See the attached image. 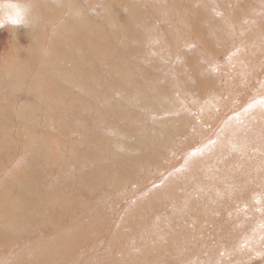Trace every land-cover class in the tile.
Here are the masks:
<instances>
[{"label":"rangeland","instance_id":"rangeland-1","mask_svg":"<svg viewBox=\"0 0 264 264\" xmlns=\"http://www.w3.org/2000/svg\"><path fill=\"white\" fill-rule=\"evenodd\" d=\"M40 1L0 0V199L28 191L41 215L24 234L0 221V264H264V0H145L144 23L126 26L148 43L154 63L142 73H153L139 97L121 79L129 102L107 84L80 96L86 65L44 71L68 10L46 22ZM73 1L79 19L109 23L110 35L136 0ZM166 21L174 36H161ZM135 42L117 36L107 52L123 50V62ZM239 60V73L226 68ZM152 81L161 86L151 93ZM63 90L73 96L53 102Z\"/></svg>","mask_w":264,"mask_h":264},{"label":"bare ground","instance_id":"bare-ground-1","mask_svg":"<svg viewBox=\"0 0 264 264\" xmlns=\"http://www.w3.org/2000/svg\"><path fill=\"white\" fill-rule=\"evenodd\" d=\"M144 2L145 0H136L134 4L128 5L130 11L125 16L126 20H124V26H122V28L115 34L109 35L108 33H106L108 31L109 23L101 22L99 24L92 25L87 19H79L77 16L79 12H77V7L73 0H41L37 8V10H39V14H36L35 16L36 18L40 19L41 11H49L51 14L47 16L45 13L44 16V18H46L44 19L46 22H49V20L51 19L49 17L54 15L56 11L62 6L66 7L68 10V19L50 34L49 42L51 45L50 47L52 49H49L50 52L48 53V55L53 54L54 58L44 59V71L49 72L48 70L52 69L54 73L59 74H62L64 73V71L67 70L79 72L84 67V65H86L89 69V74L86 77L80 75V77L76 78L74 82V86L76 87L77 92L80 91V96L82 97H86L85 93L87 90H89V92H93L95 89H98V86L107 84L106 86L108 90H110L108 92L111 96H121L124 101L129 102V100H126L127 98H129V94L127 92L121 94L124 89L121 85V79L124 87L129 88L132 96L135 95L136 97H139V95H141L142 93L147 94V91L143 89V86L147 85L146 81L148 78L151 79L150 74L153 73V71L147 72L146 74H143L142 71H148L147 68H150L152 62L154 63L155 56L153 53L143 52V50L145 51L147 47L146 44L148 43L142 39L141 31L126 26L131 22L130 20L132 19H134L135 22L144 23L145 18L141 17L138 14L139 11L145 13L143 8ZM155 13L156 10L155 8H153L150 11V14ZM166 18H168V13L166 14ZM180 27V29L182 30L185 29L184 31L187 33L185 35L186 37H189L192 40L198 39L195 34H190L191 31L187 30L189 29L188 24L185 25V27L181 24ZM165 32H167L166 35H168V37L174 36L176 33V27L173 26L171 22L166 21L165 29L162 32L164 35H161L162 37L165 36ZM117 36L122 37V45L128 48L130 47V44L136 41V46L134 45L133 48L129 49V53H131L130 56L124 59L123 62L119 60V58L123 57V50L117 51L114 55L108 54L107 52L109 42ZM178 36L179 35L177 34V37ZM35 45L37 47L38 44ZM141 54H147L148 61L147 59L144 60ZM226 68H228L229 71L236 69V72L239 73L241 69V62L240 60L238 62L232 61V63H228ZM111 72H113L114 75L117 76L116 81H114L113 83H107L105 79L103 80V78H105L103 77V75H106ZM27 79L29 80V78ZM24 81H26L25 71H23L22 68H19L13 83L19 87L24 83ZM59 82L62 83V80L59 79ZM80 82L83 83L85 86H80ZM156 83V81H152L149 84V90L151 91V93L158 90L159 85H156ZM63 84H67L66 79H64ZM55 85L56 88H58L57 82ZM204 86L207 91L211 89V84L204 83ZM38 87L39 83H34L33 89H35V92L39 91ZM160 93H162V91ZM67 95H69L67 91L63 90V92L60 93L58 97H53L52 100L55 103L62 102V97L65 100ZM94 99H96V96L94 97ZM149 102L153 105V109L157 108L152 98H149ZM82 106H84V104ZM64 108L65 111L69 109L67 105H64ZM113 109L114 110H111L113 113H118V109L116 107H113ZM99 115L100 117L103 116L102 108L99 112ZM132 128L133 126H131V131ZM246 130L241 131L245 132ZM112 134H114V132ZM108 169V166H102L99 170H97V174L104 173V171ZM95 178L96 177L93 172L91 174V178L88 175H80L78 181V183H80L79 186L85 187L86 189L88 186H90V184H92V181L95 180ZM52 193L56 192L53 191ZM57 196H52V198H56ZM65 199L67 198L53 199V203L59 205L64 204L65 206H67L63 208L64 210L71 209V204ZM2 200L3 198L0 199V201L2 202L0 210V221L3 225H9L5 228L12 231L16 229L21 234L28 233V231H31V226L35 224L33 222L34 219L41 215L37 214L39 209L36 206V203L32 200L30 193H28V191H25L24 193H21L18 197H15L13 199L7 198V200ZM16 210H19V212H17ZM74 210L75 209H73V212ZM58 226L59 222L57 221L55 225L56 230L58 229ZM249 241L250 238L248 236L245 239V243H248Z\"/></svg>","mask_w":264,"mask_h":264}]
</instances>
